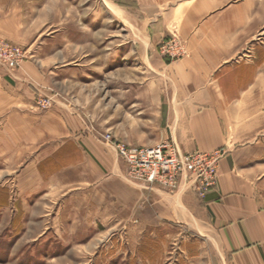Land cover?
<instances>
[{
	"label": "crops",
	"instance_id": "0c3cea01",
	"mask_svg": "<svg viewBox=\"0 0 264 264\" xmlns=\"http://www.w3.org/2000/svg\"><path fill=\"white\" fill-rule=\"evenodd\" d=\"M128 1L140 14L138 55L159 74L167 117L163 141L182 152L225 148L217 185L200 198L185 176L175 192L129 182L116 150L86 133L79 111L59 102L63 96L51 109L39 110L38 97L58 94L59 85L70 82L64 74L56 78L51 69L70 68L86 50L78 49L70 60L63 48L36 45L46 34L45 3L30 7L32 0L13 1V7H0V36L27 46L28 57L19 69L5 67L0 77V155L9 164H24L16 178L27 198H16L13 207L9 198L4 208H29L30 215L0 222L8 259L21 253L19 260L27 251L30 258L45 251L41 259H54V240L63 243L71 236L70 226L60 221L61 211L81 212L82 222L88 211L99 221L108 212L112 227L124 206L130 216L140 212L144 227L177 224L210 238L217 248V263L213 252L204 253L210 264H264L262 0ZM105 2L118 5V0ZM35 19L38 30L32 31ZM172 35L184 44L185 55L160 54L158 45ZM59 197L70 199L57 203Z\"/></svg>",
	"mask_w": 264,
	"mask_h": 264
},
{
	"label": "rangeland",
	"instance_id": "374dc122",
	"mask_svg": "<svg viewBox=\"0 0 264 264\" xmlns=\"http://www.w3.org/2000/svg\"><path fill=\"white\" fill-rule=\"evenodd\" d=\"M13 1L18 0H3L0 7H13ZM32 1L30 7L41 6L42 3L46 6V34L36 45L45 43L53 46L54 50L63 48L64 55L70 60L76 59L78 49L86 50V56L71 62L70 68L51 69L55 71L56 78L64 74L70 78V82L59 85L58 94L53 92L49 96L38 97L37 108L47 111L59 102L71 104L86 123V133L103 146L114 148L103 138L106 134H111L114 141L135 147L166 142L163 139L167 117L163 116L159 99V74L145 66L136 48L141 39L138 31L140 14L136 6L128 0H118V5H111L105 0ZM262 4L264 12V0ZM110 6L116 8L118 13L113 12ZM31 22L32 31H37L38 20ZM0 39L21 47L26 53L25 59L28 57L27 46L2 36ZM164 41L158 45V50L162 56H167L160 49ZM259 42L264 46V33ZM22 63L16 69L21 68ZM5 67L15 70L9 63L0 60V77L5 75ZM63 94H68L69 99ZM57 97H62L58 103ZM48 100L50 106L42 107L41 103ZM4 157L0 155V222L11 219L23 221L30 215L29 208L27 212H14L11 209L19 203V200L15 201L16 198L26 197L20 193V181L16 178L24 164H9ZM124 178L133 182L127 175L126 167ZM109 187L106 186L107 189ZM124 187L119 186L121 193L125 191ZM9 198L12 207L5 210L4 205L9 203ZM66 198L69 197H59L56 201L61 203L67 201ZM67 203H82V200ZM123 209L124 206L119 208L117 225L113 226L112 222V227L111 221L114 220H109L108 212L99 221L88 211L85 222H82L78 219L81 212L61 211L60 221L70 226L71 236L67 238L68 241L62 240L63 243L54 240V259H41L45 251L42 255L38 252L37 259L30 258L29 251L24 252L19 260H15L19 253L8 259L9 254L1 238L6 230L1 228L0 240L3 242H0V264H210L204 256L206 251L214 253L217 263L216 244L196 229L189 230L177 224L144 227L139 222L140 212L135 210L130 216ZM23 246L28 248L27 245Z\"/></svg>",
	"mask_w": 264,
	"mask_h": 264
},
{
	"label": "built area",
	"instance_id": "2783aa9c",
	"mask_svg": "<svg viewBox=\"0 0 264 264\" xmlns=\"http://www.w3.org/2000/svg\"><path fill=\"white\" fill-rule=\"evenodd\" d=\"M160 49L170 58H178L187 53L184 44L176 35L165 40ZM25 56L26 53L21 47L0 39V60L9 63L13 69L20 66ZM41 106L49 107L50 101L42 102ZM103 138L112 144L119 158L125 163L127 175L133 182L150 189L158 187L174 192L180 187L181 178L185 176L200 198H205L217 185L219 163L227 154L225 148L182 152L172 142L135 147L114 141L111 134H106Z\"/></svg>",
	"mask_w": 264,
	"mask_h": 264
},
{
	"label": "bare ground",
	"instance_id": "6f19581e",
	"mask_svg": "<svg viewBox=\"0 0 264 264\" xmlns=\"http://www.w3.org/2000/svg\"><path fill=\"white\" fill-rule=\"evenodd\" d=\"M111 10H113V12H117L118 13V11H117V9L116 8H113V7H109ZM119 16V15H118ZM124 20V19H123Z\"/></svg>",
	"mask_w": 264,
	"mask_h": 264
}]
</instances>
